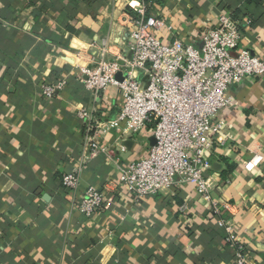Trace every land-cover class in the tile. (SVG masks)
<instances>
[{
  "label": "crops",
  "instance_id": "0c3cea01",
  "mask_svg": "<svg viewBox=\"0 0 264 264\" xmlns=\"http://www.w3.org/2000/svg\"><path fill=\"white\" fill-rule=\"evenodd\" d=\"M149 1L150 14L173 26L158 32L164 42L201 49L203 33L229 12L243 31L242 48L264 58V0ZM147 2L0 0V264H233L226 225L249 264H264V160L243 167L264 156V77L232 87L238 107L224 115L226 144L217 146L209 181L219 216L189 184L140 200L118 189L116 163L138 160L147 148L115 129L94 133L78 116L94 107L99 120L119 113L120 90L110 86L96 98L79 66L99 55L104 37L108 58L126 55L124 13ZM45 86L56 88L53 97ZM95 135L116 161L88 151ZM78 168L79 186L66 189L63 175ZM90 186L106 198L88 218L77 203Z\"/></svg>",
  "mask_w": 264,
  "mask_h": 264
},
{
  "label": "built area",
  "instance_id": "2783aa9c",
  "mask_svg": "<svg viewBox=\"0 0 264 264\" xmlns=\"http://www.w3.org/2000/svg\"><path fill=\"white\" fill-rule=\"evenodd\" d=\"M152 4L149 1L135 13H124L128 27L126 55L108 58L111 42L104 37L99 55H94L92 63L79 66V80L96 98L110 86L120 90L123 103L119 113L114 119L99 120V110L94 107L81 108L78 116L90 122L94 133L115 129L147 148L138 160L116 163L114 184L118 189L140 200L189 184L210 203L213 215L219 216L220 202L212 197L209 181L217 146L226 144L224 115L238 107L233 86L264 77V58L242 48L243 31L229 12L203 33L201 49L178 38L164 42L158 32H173V26L164 17L150 14ZM64 85L62 81L56 88ZM56 88L45 86L43 94L53 97ZM151 137L155 138L153 145ZM88 151L116 161L114 149L100 144L96 135ZM263 160V154L256 153L243 161V167L252 171ZM80 171L78 168L63 175L66 189L79 186ZM105 198V189L90 186L77 207L89 218L104 207ZM226 229L227 242L235 248L233 264H249L245 247L231 225Z\"/></svg>",
  "mask_w": 264,
  "mask_h": 264
},
{
  "label": "water",
  "instance_id": "95a60500",
  "mask_svg": "<svg viewBox=\"0 0 264 264\" xmlns=\"http://www.w3.org/2000/svg\"><path fill=\"white\" fill-rule=\"evenodd\" d=\"M117 77H118V78H121V74H118ZM150 142H151V144L153 145V144L155 143V138H154V137H151V138H150Z\"/></svg>",
  "mask_w": 264,
  "mask_h": 264
},
{
  "label": "trees",
  "instance_id": "16d2710c",
  "mask_svg": "<svg viewBox=\"0 0 264 264\" xmlns=\"http://www.w3.org/2000/svg\"><path fill=\"white\" fill-rule=\"evenodd\" d=\"M146 1H148L149 2V0H146ZM251 0H249V2H250ZM130 12H132V11H130ZM133 13V12H132Z\"/></svg>",
  "mask_w": 264,
  "mask_h": 264
}]
</instances>
